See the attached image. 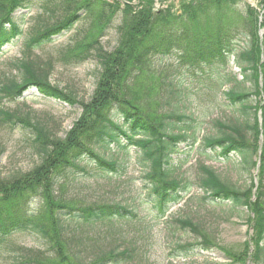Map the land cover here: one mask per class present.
<instances>
[{
  "label": "trees",
  "instance_id": "1",
  "mask_svg": "<svg viewBox=\"0 0 264 264\" xmlns=\"http://www.w3.org/2000/svg\"><path fill=\"white\" fill-rule=\"evenodd\" d=\"M243 1L180 0L175 7V2L168 0L136 3L134 0H65L70 4L65 14L53 23L44 24L25 41L24 56L14 62L19 75L7 78L0 85V102L19 99L35 88L44 97L79 104L83 111L62 138L48 120L0 105L2 126L22 131L30 149L40 158L39 164L24 173L6 176L0 168V251L4 245L15 249L11 237L15 233H28L46 250L35 253L29 249L25 257L19 254L14 264H148L138 257L136 247L124 246V242L109 243L115 239L114 234L121 232L122 228L116 224L132 220L136 217L135 210L118 202L82 198L79 186L74 183L79 171L87 172L83 164L86 159L101 173H118V160L95 150L100 142L140 149V161L147 169L144 185L147 199L156 202L162 213L195 188L204 192V203L222 209L230 205L231 213L238 217H242L241 209L243 212L247 209L246 221L254 229L252 239L256 242L251 260L255 264L263 262L264 35L262 39L260 30L264 28V0L256 7ZM30 2L0 0V54L23 34L15 13L30 9ZM158 2L163 5L160 9ZM241 2L246 4L244 10L238 9ZM117 17L121 20L119 43L109 51L101 39ZM84 19H89V27L61 48L59 60L81 63L97 59V83L89 101H80L72 91L53 84L52 62L41 63L32 56L33 50L70 33ZM241 40H245L243 45ZM176 50L182 51L183 58L193 65L221 63L228 67L231 56L234 57L239 72L230 70L227 76L222 74L221 80L218 78L220 87L213 89L208 85L211 91L206 92L214 96L226 84H233L224 92L234 112L233 118L227 122L217 120L221 134L205 136L203 143L222 158L237 156L242 168L250 174L256 169L257 159L261 160L254 200V180L244 189L237 188L224 182L206 164L200 165L201 175L195 182L176 175L174 156L181 142L191 146L198 142V122L194 116L176 111L164 116L156 114L143 101L145 91H156V87L143 84L152 75L153 62ZM166 93V103L180 95L174 85L168 86ZM69 187L75 190H67ZM36 197L40 204L33 209L30 203ZM172 225L171 255L187 256L197 249L204 252L222 249L213 234L193 218L178 217ZM179 232L193 233L194 241L181 242ZM225 253L230 258L225 264H248L243 257Z\"/></svg>",
  "mask_w": 264,
  "mask_h": 264
},
{
  "label": "rangeland",
  "instance_id": "2",
  "mask_svg": "<svg viewBox=\"0 0 264 264\" xmlns=\"http://www.w3.org/2000/svg\"><path fill=\"white\" fill-rule=\"evenodd\" d=\"M168 1L175 2V7H178L177 4L180 2V0ZM260 1L244 0L243 2L251 3L256 7ZM134 2L136 3L137 0ZM243 2L239 3V10L245 9L246 4ZM30 3V9L18 10L15 13L16 20L22 24L23 34L17 41L4 47L0 54V85L7 78L19 75L14 62L24 56L25 41L44 24L53 23L57 17L65 14L70 5L68 2L65 3V0H31ZM162 6V3H157L159 9ZM120 24L121 20L117 17L101 39L103 46L109 51L115 49L119 43ZM89 25V19L81 20L70 33L32 51V56L39 59L41 63L52 62L53 84L72 91L80 101H89L94 93L99 69L98 61L90 58L81 63L71 60L64 62L59 60V54L63 46L72 42ZM244 43L245 40H241V44ZM183 56L182 51L176 50L168 56L158 57L153 62L152 75L149 78L146 77L143 83L149 88L151 85L156 87L155 92L145 91L143 97V101L149 103V108L153 112L163 115L176 111L180 114L192 115L200 127L199 140L194 146L181 142L178 153L174 156L176 175L195 182L201 175L200 165L206 164L213 168L224 182L237 188L244 189L251 184L252 180L257 183L259 172L252 170L250 174L242 168L237 156L232 154L229 159L222 158L217 151L206 148L203 143L205 136L221 134L216 124L217 120L227 122L233 118L234 112L224 94L225 90L232 88L233 84H226L214 96L206 92L211 91L208 85L213 86V89L220 87L221 78L219 77H222V74L227 76L231 73L230 70L239 72L234 64V57L231 56L230 65L224 67L221 63L193 65ZM241 79L239 74V80ZM173 85L179 89L180 95L177 99L166 103L168 95L166 88ZM0 105L22 114L31 112L33 116L48 120L53 125L57 136L62 138L66 136L83 111L79 104L71 105L58 99L44 97L35 88H31L24 97L0 102ZM95 150L107 158L118 160L120 169L117 174H105L99 172L88 159L84 160L83 164L87 172L79 171L77 181H74L79 186V195L87 200L118 202L133 208L136 212V217L132 220L116 224L122 228L121 232L114 234L115 239H111L109 243L124 242V246L136 247L139 251L138 257L148 264H225L230 260L226 251L231 257H243L248 264H255L251 257L256 242L252 239L254 229L250 227L251 223L246 221L247 209L245 212L241 209L242 217H238L237 214L231 213L230 205L222 209L220 206L215 207L204 203L202 200L204 192L202 189L195 188L181 202L171 204L167 211L162 213L156 202L147 199L148 195L144 189L147 182L145 178L147 169L140 161L138 147L130 145L119 148L114 144L100 142L95 145ZM0 155H2L0 168L6 176L28 172L40 161L39 155L30 149L27 136L18 128L6 129L1 122ZM67 190H75V187H69ZM252 191L254 200L256 193L254 186ZM39 200L38 197L34 198L30 207L33 209L38 207ZM185 215L206 227L222 249L213 248L206 252L197 249L196 253L187 256L171 255L170 248L173 243H171L170 230L174 227L173 221ZM254 216L255 214L252 213V217ZM228 217L229 219L226 220ZM179 233L181 242L195 239V235L191 232ZM11 237L14 239L12 246L15 249L10 250L11 245H4L6 247L0 251V264H14L19 254L25 257L29 249H33L35 253L46 251L28 233H15ZM17 248L21 251H16ZM261 264H264V260Z\"/></svg>",
  "mask_w": 264,
  "mask_h": 264
},
{
  "label": "water",
  "instance_id": "3",
  "mask_svg": "<svg viewBox=\"0 0 264 264\" xmlns=\"http://www.w3.org/2000/svg\"><path fill=\"white\" fill-rule=\"evenodd\" d=\"M263 32V31H262ZM258 166H259V164H258Z\"/></svg>",
  "mask_w": 264,
  "mask_h": 264
}]
</instances>
